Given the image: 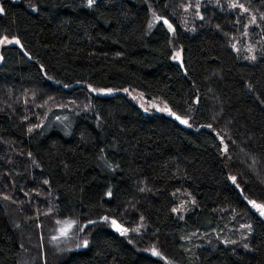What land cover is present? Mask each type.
I'll return each mask as SVG.
<instances>
[{
  "label": "trees",
  "instance_id": "obj_1",
  "mask_svg": "<svg viewBox=\"0 0 264 264\" xmlns=\"http://www.w3.org/2000/svg\"><path fill=\"white\" fill-rule=\"evenodd\" d=\"M196 2L0 0V264H264V0Z\"/></svg>",
  "mask_w": 264,
  "mask_h": 264
},
{
  "label": "rangeland",
  "instance_id": "obj_2",
  "mask_svg": "<svg viewBox=\"0 0 264 264\" xmlns=\"http://www.w3.org/2000/svg\"><path fill=\"white\" fill-rule=\"evenodd\" d=\"M196 2V0H195ZM196 3H199L200 2H196ZM189 8V5H186L185 8ZM184 9V12H185V17L186 19H189L191 13H190V10L189 9ZM196 10L199 8V7H196ZM195 14L199 15L200 14V11H195ZM255 20H253V23H254ZM164 22L166 23H170L171 22L167 19H164ZM172 25V24H171ZM13 42V39H10V38H4L1 42H0V47L2 45H5V44H8V43H11ZM244 44H246L244 42ZM252 45V48L249 47V49L251 48L250 52L254 51L253 50V44ZM247 47V45H246ZM1 58H2V55L0 53V61H1ZM173 59L175 61H181V50H176L174 52V56H173ZM91 91L95 94H110V93H115L116 92V89H112V88H95V87H92L91 88ZM122 92L126 93L128 95V97L135 103L137 104L142 110H144L145 112H153L154 110H163L164 112H170V109L169 107L167 106V104L159 99L158 97H149L148 95H146L143 91L137 89V88H133V87H128V88H124L121 90ZM257 209V208H255ZM258 210V209H257ZM259 211V210H258ZM260 212V211H259ZM264 217V215H262ZM62 223V226L61 228L59 229L58 231V235L60 237H67L69 235V232L71 231V228L73 226L72 222L71 221H63L61 222ZM117 227V226H116Z\"/></svg>",
  "mask_w": 264,
  "mask_h": 264
},
{
  "label": "snow or ice",
  "instance_id": "obj_3",
  "mask_svg": "<svg viewBox=\"0 0 264 264\" xmlns=\"http://www.w3.org/2000/svg\"><path fill=\"white\" fill-rule=\"evenodd\" d=\"M89 2L91 3L92 0H89ZM0 11H3V10L0 9ZM17 43H19V42L17 41ZM182 122L186 123V121H182ZM252 204H253V207L257 208L260 211L261 215H264V205H257V204H255V202H252ZM113 223H115V222H113Z\"/></svg>",
  "mask_w": 264,
  "mask_h": 264
},
{
  "label": "water",
  "instance_id": "obj_4",
  "mask_svg": "<svg viewBox=\"0 0 264 264\" xmlns=\"http://www.w3.org/2000/svg\"><path fill=\"white\" fill-rule=\"evenodd\" d=\"M166 26H167L169 32L174 30L173 26L170 23H166Z\"/></svg>",
  "mask_w": 264,
  "mask_h": 264
}]
</instances>
